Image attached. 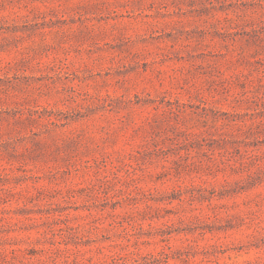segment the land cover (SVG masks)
I'll return each mask as SVG.
<instances>
[{
    "label": "rangeland",
    "instance_id": "1",
    "mask_svg": "<svg viewBox=\"0 0 264 264\" xmlns=\"http://www.w3.org/2000/svg\"><path fill=\"white\" fill-rule=\"evenodd\" d=\"M0 264H264V0H0Z\"/></svg>",
    "mask_w": 264,
    "mask_h": 264
}]
</instances>
